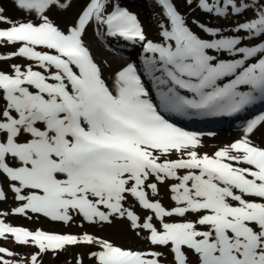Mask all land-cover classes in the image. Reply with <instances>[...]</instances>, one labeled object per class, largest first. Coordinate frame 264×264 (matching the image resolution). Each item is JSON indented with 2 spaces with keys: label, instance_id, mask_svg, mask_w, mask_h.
Returning <instances> with one entry per match:
<instances>
[{
  "label": "rangeland",
  "instance_id": "obj_1",
  "mask_svg": "<svg viewBox=\"0 0 264 264\" xmlns=\"http://www.w3.org/2000/svg\"><path fill=\"white\" fill-rule=\"evenodd\" d=\"M250 3L159 0L166 29L160 17L156 21L149 0H0L2 29L33 24L41 32L43 26L60 33L74 30L92 55L108 102L123 115L127 103L142 106L168 129L161 143L132 137L128 125L146 132L152 126L139 123L141 114L133 115L136 122L116 124L99 108L76 61L68 71L26 57L19 42L0 37V77L19 79L13 88L0 86V221L6 226L0 232V264H77L70 259L93 264L109 259L108 246L118 250L124 264H264V197L219 179L203 165L218 161L259 183L249 157L233 142L245 138L264 148V109L217 130L197 122L191 130L177 123L178 117L190 119L169 110L170 103H179L169 71L195 83L229 86L234 97L249 94L252 80L264 76V0L251 11L256 13L251 23L246 18L237 25L222 21ZM114 10L119 17H113ZM75 17L84 21L76 29ZM120 26L134 29L137 37L125 39ZM144 41L151 44L149 52L141 48ZM26 73L40 74L47 85L28 83ZM69 74L84 87L73 84ZM57 85L69 93L78 119L64 108L54 91ZM43 110L45 118L33 117ZM77 125L99 142L80 138ZM172 131L183 139L171 137ZM186 134L195 142L208 136L215 146L197 150ZM104 145L124 154H107ZM43 179L53 188L44 189ZM209 201L245 209L248 216L212 224L206 219L215 213ZM83 213L91 221L85 222ZM34 231L43 235L40 241L33 240ZM44 242L64 252L57 259L43 254Z\"/></svg>",
  "mask_w": 264,
  "mask_h": 264
},
{
  "label": "bare ground",
  "instance_id": "obj_2",
  "mask_svg": "<svg viewBox=\"0 0 264 264\" xmlns=\"http://www.w3.org/2000/svg\"><path fill=\"white\" fill-rule=\"evenodd\" d=\"M40 5H41V3H40ZM38 7V6H37ZM86 10L87 9H85V12H84V15H86ZM73 22L75 23V24H73V28L74 29H76V28H78L79 26H81V24L84 22V21H81V20H79V18L78 17H75L74 19H73ZM43 27H45L47 30H49V31H51L52 33H50V34H48V35H57V34H55V33H58L59 31L57 30V28L56 27H54V26H43ZM65 32V31H64ZM70 34H68V33H64L66 36H68V35H70L72 38L74 37L76 40H78L79 42H81L78 38H77V36H75V31L74 30H70V31H68ZM59 34V33H58ZM72 34V35H71ZM1 37V36H0ZM9 39L10 40H14V38L13 37H9ZM127 73H128V71H127ZM114 75V74H113ZM110 78L113 80V78L110 76ZM258 79H259V81L262 83L261 85H258V86H252L251 87V89H252V91H254V93H252V91H251V93H252V95L256 98V99H258V101H257V105L258 106H261L262 105V103L264 102V76H262V77H258ZM98 85H99V89H100V91H101V88H100V83H99V81H98ZM101 94H102V92H101ZM122 97V96H121ZM131 97H133L132 95H131ZM122 98H124V97H122ZM124 102H125V100H124ZM103 103L104 104H106V102L103 100ZM128 104V106H126V108H122V112H124V115L121 113V112H119L118 111V109H117V107H113L111 104V110L113 111V118L115 119V122H116V124H120V125H122L123 123H125V122H136V118L133 116L134 114H137V116H139L138 114H141L142 115V117H144V119L143 120H141V121H139V123H142L143 125L144 124H148L149 126L148 127H151L147 132H146V130H144L142 127H140L139 126V128H140V130L145 134V136H146V139L149 141V142H159V143H161L162 141L164 142V141H166L167 140V138H166V136H167V131H168V129L166 130L165 128H167V126L166 125H164L163 123L162 124H160V122L158 121V120H156L155 122H154V120L153 119H150L147 115H146V112H145V108L144 107H139V106H135V105H130L129 103H127ZM108 109V111L109 112H111L112 113V111L111 110H109V108H107ZM124 110V111H123ZM263 110V109H262ZM170 123H171V121H170ZM174 124V123H173ZM185 125H187V126H189V128L191 129V130H195V128H193V127H191V126H193L194 124L193 123H191V122H187V123H185ZM234 126H235V124H233ZM233 125L231 126V127H233ZM227 126H226V124H219L216 128H212V129H210V130H217V129H220V128H226ZM208 129V128H207ZM172 132H174V131H172ZM171 134H175V133H170V135ZM169 135V136H170ZM187 135V141L189 142V140H191V141H193V143H194V145H195V147L197 148V150H206V151H208V150H212L211 148H213V145H214V143H211V141L209 140V137L207 136L206 138H202V136H199V139H197L196 140V142H195V137L194 136H192V135H190V134H186ZM185 135V136H186ZM215 146V145H214ZM220 146H222L223 147V145H220ZM57 236V235H56ZM59 239V236H57V239L56 240H58Z\"/></svg>",
  "mask_w": 264,
  "mask_h": 264
},
{
  "label": "trees",
  "instance_id": "obj_3",
  "mask_svg": "<svg viewBox=\"0 0 264 264\" xmlns=\"http://www.w3.org/2000/svg\"><path fill=\"white\" fill-rule=\"evenodd\" d=\"M250 4H248L247 7H242L239 11L240 14H232L229 19L227 21H224L222 19V21L224 23H227V22H231V21H235V24L237 25L238 22L242 19H247V24L248 23H251L252 20H254L256 18L255 14L253 13V15L251 14V11L254 10V12L258 11V9L256 8L257 7V4L259 3V0H250ZM149 4L154 7V15H155V19L157 21V17H160L159 18V21L160 22V25H165L166 29H168L169 25L168 24H165L163 22V19L166 18L165 17V14H164V11L162 10V7L159 5L158 3V0H149ZM241 6V4H240ZM157 14V15H156ZM245 14L246 16H241ZM252 15V16H251ZM212 16H216L218 17V15H212ZM156 38H160V36L156 33ZM41 251L43 252V254H47L48 256H52L53 258L57 259L58 255L63 251L62 249H59V248H56L54 249V247L48 245L46 247H44V249H41ZM64 252V251H63ZM27 258L29 259L28 262L31 261L32 257L31 256H27ZM69 258V257H68ZM70 259V258H69ZM72 263H77V264H81L79 261H76V260H72L70 259ZM95 263L93 264H112L110 263L107 259H103V258H97L95 259L94 261Z\"/></svg>",
  "mask_w": 264,
  "mask_h": 264
},
{
  "label": "water",
  "instance_id": "obj_4",
  "mask_svg": "<svg viewBox=\"0 0 264 264\" xmlns=\"http://www.w3.org/2000/svg\"><path fill=\"white\" fill-rule=\"evenodd\" d=\"M44 110L38 115V116H36V115H34L33 114V117L34 118H36V117H39V116H41L42 118L44 117ZM27 119H30V116H27L26 117ZM83 218H84V220L86 221V222H88V221H90L91 220V217H90V215L88 214V213H84L83 215Z\"/></svg>",
  "mask_w": 264,
  "mask_h": 264
}]
</instances>
